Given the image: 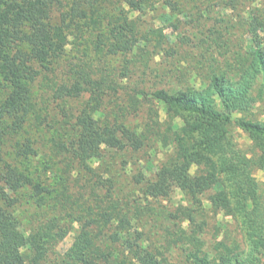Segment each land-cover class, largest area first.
Instances as JSON below:
<instances>
[{
	"label": "trees",
	"instance_id": "trees-1",
	"mask_svg": "<svg viewBox=\"0 0 264 264\" xmlns=\"http://www.w3.org/2000/svg\"><path fill=\"white\" fill-rule=\"evenodd\" d=\"M263 98L264 0H0V264H264Z\"/></svg>",
	"mask_w": 264,
	"mask_h": 264
},
{
	"label": "rangeland",
	"instance_id": "rangeland-1",
	"mask_svg": "<svg viewBox=\"0 0 264 264\" xmlns=\"http://www.w3.org/2000/svg\"><path fill=\"white\" fill-rule=\"evenodd\" d=\"M115 61H114V63H115ZM253 94L254 95L257 94V88H255V90L253 91ZM253 111L255 112V114L253 115L254 118L263 119V117H264L263 116V112H264V98L260 99L258 104L255 105ZM160 115L164 116L163 111H161ZM234 116H241V113L235 112ZM231 134H232V136L230 137V141L233 144H236L235 145L236 147L238 146V147L242 148V150L246 151L248 146L250 145V142H251L250 139L248 138V136L246 134H244L240 129L236 128V127H232ZM254 177L260 183V185H264V170L255 171ZM180 197H181V195L177 191L174 199L175 200H179ZM76 231H77V229L74 227L72 229V231L66 236V238L58 245L57 248L60 249V250H64L65 248H67L70 245L71 240H72L74 234L76 233Z\"/></svg>",
	"mask_w": 264,
	"mask_h": 264
}]
</instances>
